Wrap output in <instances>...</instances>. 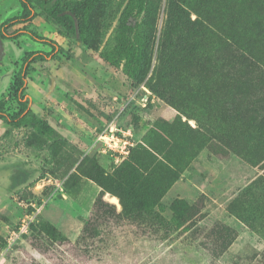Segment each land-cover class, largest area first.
<instances>
[{"label":"rangeland","instance_id":"374dc122","mask_svg":"<svg viewBox=\"0 0 264 264\" xmlns=\"http://www.w3.org/2000/svg\"><path fill=\"white\" fill-rule=\"evenodd\" d=\"M19 11L18 0H0V23ZM143 20L149 49L137 86L98 57L110 30L93 49L74 46L39 16L28 24L62 48L28 67L22 90L28 113L45 118L58 140L0 120V264H264V130L256 132L251 117L264 115V77L252 97L235 102L240 125L227 114L220 80L205 83L214 64L207 53L225 37V23L256 39L264 56V0H147ZM173 32L184 56L199 63L197 75L164 51ZM36 50L50 47L25 36L0 39L8 113L18 110L23 57ZM229 126L234 151L220 139ZM123 133L132 145L121 158L107 144ZM152 148L182 171L175 193L171 186L156 205L168 226L138 216L123 189L142 177ZM167 166L160 157L152 164L158 184L172 177ZM97 180L124 197V211L109 192L95 203Z\"/></svg>","mask_w":264,"mask_h":264},{"label":"trees","instance_id":"16d2710c","mask_svg":"<svg viewBox=\"0 0 264 264\" xmlns=\"http://www.w3.org/2000/svg\"><path fill=\"white\" fill-rule=\"evenodd\" d=\"M18 1L20 5L19 13L4 19L0 23V39L15 40L20 36H25L32 41L49 46L50 50L30 51L23 57L16 74V86L13 92L18 110L14 113L6 112L2 107L3 102L0 100V120L6 125L11 127L29 126L37 135L51 140L53 143L58 140L55 138L54 127L45 118L28 113V102L22 96L28 67L37 61L53 58L56 53L62 50L59 43L54 39L28 28V24L37 16L41 17L45 23L55 25L57 31L72 40L74 46L76 42H79L80 48L85 45L89 48L98 49L99 44L102 42L101 38H104L107 31L110 30L109 37L104 41L98 57L112 67L120 68L124 81L129 85L137 86L142 81L143 68L149 49V39L145 32L143 20L147 10V0ZM184 4L187 5L186 2H183ZM181 12V16L184 17L185 11L181 10ZM76 24L78 26V36H76ZM99 28H101L100 32H98ZM222 29L225 31V37L222 40L220 39L217 45L209 48L207 53L210 56L208 62L212 57L214 64L211 66L206 65L205 78L207 81L205 83L216 86L212 81L217 80V78L220 80L224 107L228 108L227 114L229 117L233 118L235 114L233 120L238 124L241 113L239 110L234 112L232 108H234L235 102L238 101V98L240 99V96L249 94L252 97L255 94L253 91L261 85V78L264 77V56L259 58L256 39L247 37L244 32L234 33L233 27L227 23L224 24ZM164 44H166L164 51L171 58L178 61L184 59L187 65L191 67L192 76L197 75L192 67L199 63H196L193 57L184 56L185 49L176 32L170 34ZM157 93L162 96V92L159 90H157ZM229 98L232 100L225 103ZM251 117L255 131L262 132L264 130V115L262 112L257 118L252 115ZM219 132L222 143L229 150L234 151L235 148L231 142L234 130L229 126L222 127ZM152 149L155 152L149 154V159L146 160L142 170V177L139 174L136 176L135 186L127 183L123 189L126 199L136 208L138 216L146 217L149 221L160 219L162 225L168 226L169 222L156 209V205L178 179L182 171L175 164L173 156L161 154L160 150ZM158 157L168 162L167 170L172 176L165 184H158L155 181L153 170H151L152 164L156 162ZM111 179L107 178L108 181ZM102 180L96 181L102 190L98 194L95 203L104 204L102 196L104 192H109L118 197L124 211L126 208L124 197L105 186ZM178 201L172 203L174 212ZM49 228L54 232L52 226H49Z\"/></svg>","mask_w":264,"mask_h":264},{"label":"built area","instance_id":"2783aa9c","mask_svg":"<svg viewBox=\"0 0 264 264\" xmlns=\"http://www.w3.org/2000/svg\"><path fill=\"white\" fill-rule=\"evenodd\" d=\"M135 94L132 95V97ZM145 101L148 99V95H145L144 97ZM111 129V128H110ZM126 134L123 133V136H119V135H112V137L114 138V140H112V143H108V147L112 148L113 151H115L117 153V157H123L125 154L128 153L129 151V146L132 145V143L129 142V140L123 138ZM25 229V225H22V227L20 228L21 231H23Z\"/></svg>","mask_w":264,"mask_h":264},{"label":"crops","instance_id":"0c3cea01","mask_svg":"<svg viewBox=\"0 0 264 264\" xmlns=\"http://www.w3.org/2000/svg\"><path fill=\"white\" fill-rule=\"evenodd\" d=\"M175 183H178V182H175ZM173 184L172 187L169 189L168 193H173L176 189V184ZM175 193V192H174ZM110 195V194H109ZM112 196V195H111Z\"/></svg>","mask_w":264,"mask_h":264},{"label":"water","instance_id":"95a60500","mask_svg":"<svg viewBox=\"0 0 264 264\" xmlns=\"http://www.w3.org/2000/svg\"><path fill=\"white\" fill-rule=\"evenodd\" d=\"M75 29H76V36H78V26L77 24L75 25ZM78 43V42H77ZM53 82V81H52Z\"/></svg>","mask_w":264,"mask_h":264}]
</instances>
